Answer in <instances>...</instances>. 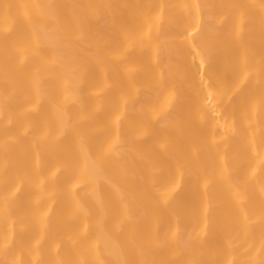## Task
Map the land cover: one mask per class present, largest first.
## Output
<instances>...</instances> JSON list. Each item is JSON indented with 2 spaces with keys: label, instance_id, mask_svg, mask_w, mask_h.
Listing matches in <instances>:
<instances>
[{
  "label": "bare ground",
  "instance_id": "6f19581e",
  "mask_svg": "<svg viewBox=\"0 0 264 264\" xmlns=\"http://www.w3.org/2000/svg\"><path fill=\"white\" fill-rule=\"evenodd\" d=\"M0 264H264V0H0Z\"/></svg>",
  "mask_w": 264,
  "mask_h": 264
}]
</instances>
